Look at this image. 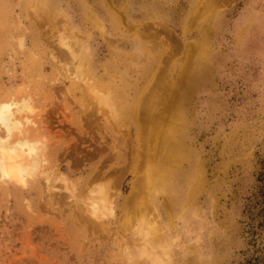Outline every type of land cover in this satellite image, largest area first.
Masks as SVG:
<instances>
[{
	"label": "rangeland",
	"instance_id": "374dc122",
	"mask_svg": "<svg viewBox=\"0 0 264 264\" xmlns=\"http://www.w3.org/2000/svg\"><path fill=\"white\" fill-rule=\"evenodd\" d=\"M144 91L168 112L151 145L112 117ZM14 98L45 159L25 186L0 180V264H154L143 215L172 264H264V0H0Z\"/></svg>",
	"mask_w": 264,
	"mask_h": 264
},
{
	"label": "bare ground",
	"instance_id": "6f19581e",
	"mask_svg": "<svg viewBox=\"0 0 264 264\" xmlns=\"http://www.w3.org/2000/svg\"><path fill=\"white\" fill-rule=\"evenodd\" d=\"M77 51L72 50L71 54L74 58H78L79 60H81V57H79L80 54ZM147 55L149 56V54ZM81 67H82L81 65H78V68L76 70L77 74L75 72V74L80 77L79 80L84 79L82 78V74H80V73H83L81 72L82 71ZM147 71H148V68H146L144 74H146ZM198 72H201V71H198ZM87 82L88 81L85 80V83ZM100 95L98 94L94 95L96 102L97 101L101 102L100 100L103 99V97H101ZM146 96H147V92L144 91V93L141 96L138 95L135 98L136 102L128 103L127 98L122 99L120 101V104L118 103L117 112H115L114 114L112 113V117L114 120H116L115 123L119 125L125 122L124 115L126 114V116L134 122L136 131L139 134L146 135L144 136V138L142 136L143 141L150 143L151 145V142L160 143L161 141H164L166 132L164 133L163 127H164V124L167 118L165 113H168V112H166L165 109L163 110L162 107H161L162 110L159 109L160 107L159 103H161V105L163 104L162 96L157 97L155 102L154 101L152 102V100L149 102H146ZM105 98H106V95H105ZM125 101L127 102L125 103ZM109 106H110V103H109ZM163 107H164V104H163ZM30 113H32V109L30 108V105L25 99L20 100V99L14 98L12 100H3L0 102V180L1 181L7 182V183L15 182L16 184L25 186L28 183V180L30 178H33L36 176L37 172L42 166V163L44 162L45 146H44L43 140L32 139L31 136L28 134V132L26 131L27 132L26 133L22 127L23 125L22 119H25L28 123L31 121L29 117ZM111 122H114V121L111 120ZM174 155L176 156L174 151L167 153L166 158H165L166 163H173V161H175ZM164 172L165 170L163 171V169L161 168V170L159 171V174L155 173L151 178H149L148 183H147L148 188H149L148 190L149 197L147 199V203H149L150 205L154 207H156V201H157L156 194L158 192L164 193L163 191L164 186L168 184L169 182V179L166 173ZM170 177H173V176H170ZM91 193H92V196L95 198L92 202L93 203L92 212L96 213V211H98L100 207H103L102 205H100L99 200L105 198V193H103L102 188L92 189ZM143 217H144L143 219H141L142 217L140 218L141 220H139V224H138L139 227L137 228L140 229V231L143 233L145 237H148L150 244H154V243L156 244L153 246V249L150 251L151 253L150 258L152 259V262L154 264H172L174 262L172 259V256H174L173 255L174 245L172 243L173 239L172 238L170 240L166 239L169 242L168 243L165 240L163 234H160V233L158 234L156 232V229H154L156 227L154 226L156 225L155 221H152L151 219H149L148 217L144 215ZM138 259H139L138 257L134 256V257H131L130 261L138 262Z\"/></svg>",
	"mask_w": 264,
	"mask_h": 264
},
{
	"label": "trees",
	"instance_id": "16d2710c",
	"mask_svg": "<svg viewBox=\"0 0 264 264\" xmlns=\"http://www.w3.org/2000/svg\"><path fill=\"white\" fill-rule=\"evenodd\" d=\"M256 260H258V259H256ZM251 262H252V260H251ZM252 264H253V262H252ZM254 264H260V263H254Z\"/></svg>",
	"mask_w": 264,
	"mask_h": 264
}]
</instances>
